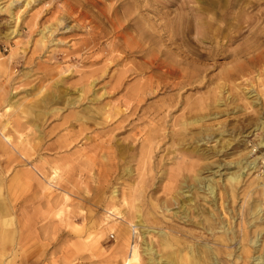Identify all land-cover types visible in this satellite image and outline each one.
I'll list each match as a JSON object with an SVG mask.
<instances>
[{
  "label": "rangeland",
  "instance_id": "obj_1",
  "mask_svg": "<svg viewBox=\"0 0 264 264\" xmlns=\"http://www.w3.org/2000/svg\"><path fill=\"white\" fill-rule=\"evenodd\" d=\"M261 143L264 0H0V264H122L133 245L148 264L146 244L166 257L161 231H199L165 203L171 175L184 200L204 195L194 176L213 183L220 235L243 197L259 205L245 218L263 241Z\"/></svg>",
  "mask_w": 264,
  "mask_h": 264
},
{
  "label": "bare ground",
  "instance_id": "obj_2",
  "mask_svg": "<svg viewBox=\"0 0 264 264\" xmlns=\"http://www.w3.org/2000/svg\"><path fill=\"white\" fill-rule=\"evenodd\" d=\"M72 11H73V9L66 11V15L69 17L71 15ZM181 21H183V20H181ZM184 21H186V19H184ZM171 23L172 22H169L166 25H164V28H169V30L171 28V29L175 30L174 31L175 34H177L176 30H181L180 34L184 40L186 33H185V30L183 29V27H180L179 24L176 25L174 23L175 25H172ZM185 23H184V26H185ZM152 24H153V22H152ZM181 25H182V23H181ZM189 30H186V31H189ZM168 31H166L168 33L167 38L169 40L170 39L173 40V38L176 37L175 34L173 32H171V34L169 35ZM188 34H189V32H188ZM162 38H163V36H162ZM196 42H197V40H196ZM181 43H182V41H181ZM186 43L188 44L189 42H186ZM117 45H118V43H117ZM133 45L137 48L136 44L133 43ZM191 45H194V44H191ZM196 45H198V44H196ZM141 48H142V46L138 47L139 50ZM122 49L132 51L133 46L125 45L124 47H122ZM163 49H165V48H163ZM212 49H213V47H212ZM139 50L138 51L136 50V51L140 52ZM198 53H200V52H198ZM155 54L151 55L150 58H148L145 61L149 65V68H152L154 65H156L157 61L159 60V57ZM176 54H177V52H176ZM178 56H179V54H178ZM173 63H174V61H170V62L167 61L166 63H164V62L159 63V65L165 66V68H166L163 74H167V72H172L171 69L174 70ZM172 76H174V75H172ZM175 77H177V76H175ZM261 144L264 145V143H261ZM257 165H258V163H256L255 161H253V160L249 161V162H247L245 168H243V171H245L247 169L248 170L249 169H251V170L256 169ZM242 167H244V166H242ZM204 169H205V167H203V166L200 167L201 171ZM243 171L239 174L231 173V175L228 177L229 181H231L233 185L235 183L236 184L239 183L240 182L239 180L241 179ZM183 178H184L183 181H180L178 184H175L176 183L174 181L175 178L173 175H171V178H170L171 181L168 182L170 185L168 184V186L171 187L174 185L175 187H177L176 190H178V191H175L174 193H172L171 196L165 201V203L166 204H171V203L177 204L182 211L183 216L181 215V217L183 219H186L187 222L189 221L191 224H193L195 227H197L199 229V231H197V230H182L181 228H178V227H173L172 229L169 228L168 230L170 232H166L164 230L161 231L160 239L158 242V245L161 248L159 251L162 252L163 249H168V248H170V250L165 254L166 257L161 256L160 259L157 260L154 257L156 251H154V249L150 245H147L145 243L146 245H145L143 251L145 252L146 255L149 256L148 264H153V263L154 264H167V263H170V264H220V260H222V261L227 260L226 262H228V260H229L228 258H230V257L235 259L234 264H264V240L263 241L261 240V237H263V236H261V232L263 231V229H261L256 224L257 223L256 220H258L257 218H253L252 221H246V218H245L246 214L248 212L252 217H254V215H256L257 213L260 214L261 213V207L259 205H254L253 209L248 211L249 207L244 205V203H248L249 201L245 200L246 196L243 197L242 198V204H241L240 210L238 212V217L240 219V222H239L238 227H237V233L233 234L232 236L231 235L228 236L227 233L233 232V231H232V229H225L221 232V235H220V222H221L220 221V209L218 208V206H216V196L212 195L214 193L213 183H211L209 180L206 181L205 178L201 177L199 174L197 176H194L192 178L193 188L194 187L197 188L199 186V189H202L204 191V195L199 196L197 193H195V199L189 198L188 200H184L182 198V196H184V192H185V191H183V189L186 187L185 181H184V180H186L185 179L186 177L183 175ZM178 187H179V189H178ZM170 193H169V195H170ZM207 199H210L209 202L211 203V207H212V210L208 216L206 215V213H208V212H206V209L203 206V202H206ZM186 201H188L189 203L194 201V205L193 206L190 205L191 208L188 207L186 209V204H187ZM191 209L192 210L195 209V211H196V218H197L196 221H193V219H188L189 217H188L187 212L188 211L190 212ZM128 239L129 238H128V232H127L126 236H125L124 246L121 250L122 253H124V251H125L124 248H126V245H127L126 242L128 241ZM205 241H211L212 245H215V247L214 246L211 247L210 244L205 243ZM260 241H262V242H260ZM235 242H237V244H239L238 254H236L235 249L231 247L232 244ZM131 247H132L131 248L132 250H131L130 256L129 257L125 256L122 264H137L139 262L140 253H139L137 246L133 245ZM222 251L224 252L225 255L221 254ZM158 255H160V254H158ZM161 259H163V261Z\"/></svg>",
  "mask_w": 264,
  "mask_h": 264
}]
</instances>
